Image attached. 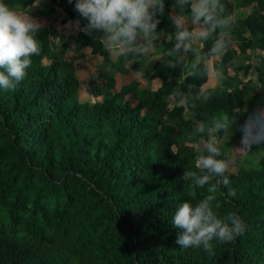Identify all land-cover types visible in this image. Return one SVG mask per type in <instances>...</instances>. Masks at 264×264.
I'll list each match as a JSON object with an SVG mask.
<instances>
[{
    "label": "trees",
    "instance_id": "trees-1",
    "mask_svg": "<svg viewBox=\"0 0 264 264\" xmlns=\"http://www.w3.org/2000/svg\"><path fill=\"white\" fill-rule=\"evenodd\" d=\"M44 1L32 17L40 25V55L16 88H0V264H264V154L255 167L229 168L230 184L218 186L213 202L219 216L242 217V235L214 240L210 256L179 247L171 224L181 202L195 205L208 194L181 179L200 154L195 125L227 114L238 145L264 153V145L243 143L239 131L260 107L257 98L264 101V0H222L235 19L229 48L199 64L194 60L208 53L215 34L189 52L175 51L169 15L179 9L164 0L158 38L146 53L153 58L130 64L154 88L134 79L116 87L117 64L129 56L113 59L99 33L82 31L84 19L75 38L100 62L66 59L55 25L75 18L74 0ZM3 2L25 15L33 0ZM205 64H215L223 79L207 85ZM249 73L258 90L247 99ZM176 90L186 103L170 95Z\"/></svg>",
    "mask_w": 264,
    "mask_h": 264
},
{
    "label": "clouds",
    "instance_id": "clouds-1",
    "mask_svg": "<svg viewBox=\"0 0 264 264\" xmlns=\"http://www.w3.org/2000/svg\"><path fill=\"white\" fill-rule=\"evenodd\" d=\"M68 3L73 4V0ZM164 7V0H74V11L87 21L82 31L88 35L99 33L102 46L117 58L145 55L154 47L160 24L158 17L164 14ZM172 8L179 9L174 17L171 12L169 15L176 28L175 51L189 52L197 40L207 41L215 34L208 53L196 58L194 63L227 52L235 19L225 15L222 0H173ZM39 27L32 17L17 12L0 0V88H16L31 66V57L40 55L41 47L35 36ZM211 74L217 80L223 79L222 71L215 64L211 67L205 64V75ZM170 95L181 97L178 105L186 103V97L178 90ZM230 128L227 114H214L210 122L206 120L194 129L203 137L200 154L196 156L195 167L184 170L181 179L189 182L190 187L206 189L208 194L195 205L183 201L176 207L171 224L178 230L175 243L181 248H202L211 256L215 254L214 240L231 243L247 228L236 211L221 217L213 206L218 186L230 184L226 175L230 161L223 158V138L219 135L229 132ZM239 131L243 143L264 145V107L248 113ZM213 178H217L215 183ZM228 195L235 196V191L230 190Z\"/></svg>",
    "mask_w": 264,
    "mask_h": 264
},
{
    "label": "rangeland",
    "instance_id": "rangeland-1",
    "mask_svg": "<svg viewBox=\"0 0 264 264\" xmlns=\"http://www.w3.org/2000/svg\"><path fill=\"white\" fill-rule=\"evenodd\" d=\"M231 1V0H230ZM25 16H28V14H26ZM70 41V40H69ZM67 41V44L68 42ZM72 44H75V43H72ZM65 52H68V51H65ZM70 57V55L68 54H65V58L68 59ZM101 59V56L98 57ZM150 58V57H149ZM147 58V59H149ZM153 58V57H151ZM146 59V60H147ZM86 61L85 58H83L81 55L80 57L78 58V63L81 64V66L83 65V63ZM148 62H144L145 65H147L149 63V60H147ZM261 67L262 69L264 70V61L261 63ZM136 72V75L133 74L132 72H129L127 75H121V76H116L115 75V86H119V84L121 83H126L127 81H129L130 79H136L137 81H139V84H145L146 82L148 83H151L149 81H145L143 80L141 77H140V74ZM184 72H185V69H184ZM119 75V74H118ZM248 75H253V73H249ZM80 76V79L83 81L85 80V73H80L79 74ZM246 76V75H245ZM253 77V76H252ZM262 81L264 82V77L262 78ZM217 79L215 78V75L214 74H211L209 79H208V84L209 86H213L217 83ZM83 83V82H82ZM147 83V84H148ZM258 83L254 80V83H253V89L251 91H249L247 93V99H249V97L251 96V94L254 93L255 90H258ZM149 85V84H148ZM154 83H152V86H147L148 88H154ZM141 86V85H140ZM264 88V87H263ZM246 98V97H245ZM263 100H261V98H257V101H256V104L257 106H260V107H264L263 104ZM259 107V108H260ZM232 124V122H231ZM198 125H195L193 127V132H194V129L197 127ZM196 133V132H194ZM221 137L223 138V143L221 146H225L226 150L224 152V154L226 155V159H228L230 161V169L231 170H236L238 167H255L256 166V161L258 160L259 157H261L264 153L262 151V149L258 148L256 151L252 152V153H246L245 152V149L243 147H241L240 145H238V143L236 142L237 140L234 138V137H231L230 135V132H227V133H223V135H221ZM203 137L200 135L197 137L196 141L197 143H199L201 145V139ZM236 140H234V139ZM194 166H195V162H194Z\"/></svg>",
    "mask_w": 264,
    "mask_h": 264
},
{
    "label": "crops",
    "instance_id": "crops-1",
    "mask_svg": "<svg viewBox=\"0 0 264 264\" xmlns=\"http://www.w3.org/2000/svg\"><path fill=\"white\" fill-rule=\"evenodd\" d=\"M43 1L42 0H33V3L28 8H26L25 15L28 14L29 17H33V15H35V13L38 10L44 8L45 1L44 2ZM237 11H238V9L235 6L234 7V13L237 12ZM171 15L174 17L176 14L172 12ZM81 19H83V18L80 17L79 14H77L75 16V18H73L72 20L66 21L63 24L56 23L55 29H56L57 33L60 35V37H62L64 39V43H67V41L70 40L68 42V44H67V47L64 49V52L68 51V52H65V54H68V55L72 56L73 59L75 60V62L78 65H81V64H79L77 62L78 58L80 57V55L83 58L86 59V61L83 63V65L86 62L99 63L100 62V58H98V57H100V55H98V54H95V55L88 54V50H86L83 47H80L79 42L75 38L76 34L79 31L78 22ZM98 37H99V40H100V34L98 35ZM72 43H75V44H72ZM102 48L105 49L103 46H102ZM251 54L253 55V51H250V55ZM111 55L113 56V59H118L114 54L111 53ZM149 57L150 56H148L146 54L145 55H141V56L129 55V58L123 64H121V65L119 63L117 64V70L118 69L119 70L115 72V75L116 76L127 75L129 72H132L133 74L136 75L135 70H132L130 68V64L132 63V61L135 60V59H140V60L142 59L143 62H148L147 60H149V61L151 60V57L150 58ZM121 58L123 59L124 57H121ZM147 58H149V59H147ZM119 60H120V58H119ZM249 78H251V86L253 87L254 77L251 76ZM149 82H151V83H148V82L147 83L150 86H152L153 81H149ZM139 85L145 86L146 83L145 84L142 83V84H139Z\"/></svg>",
    "mask_w": 264,
    "mask_h": 264
}]
</instances>
